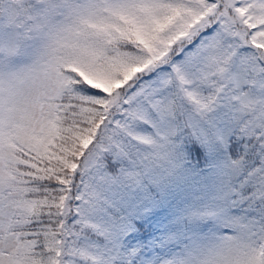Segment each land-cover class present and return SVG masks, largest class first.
I'll list each match as a JSON object with an SVG mask.
<instances>
[{
	"label": "snow or ice",
	"instance_id": "snow-or-ice-1",
	"mask_svg": "<svg viewBox=\"0 0 264 264\" xmlns=\"http://www.w3.org/2000/svg\"><path fill=\"white\" fill-rule=\"evenodd\" d=\"M0 264H264V0H0Z\"/></svg>",
	"mask_w": 264,
	"mask_h": 264
}]
</instances>
